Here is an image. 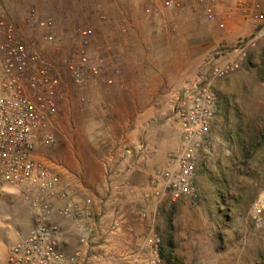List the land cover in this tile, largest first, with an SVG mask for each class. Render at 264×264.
<instances>
[{
	"label": "built area",
	"instance_id": "obj_1",
	"mask_svg": "<svg viewBox=\"0 0 264 264\" xmlns=\"http://www.w3.org/2000/svg\"><path fill=\"white\" fill-rule=\"evenodd\" d=\"M142 10L148 17L169 10L197 16L220 32L237 20L264 28V0H150ZM70 23L69 14L54 10L49 1L30 6L18 22L14 8L0 0V200L16 189L34 216L33 227L11 246L7 264H91L90 254L99 235L93 226L102 215L93 211L94 196L81 197L75 188L62 187L58 164L41 157L58 145L61 111L71 99L89 109L93 104L88 90L124 88L117 83L121 72L111 58V48L114 34H129L132 22L126 16L99 11L94 26L62 27ZM257 35L261 36L260 31ZM254 41L241 40L234 53L210 62L208 78H198L178 91L172 119L180 131V142L169 151L162 169L148 180L140 210L143 221L156 218L155 207L165 196L173 201L200 198L201 159L223 112L214 84L241 68ZM145 49L151 52L152 45L148 43ZM121 152L124 162L133 149L122 146ZM115 172L113 162L105 164V188L110 193ZM60 220L79 231L72 252L62 247ZM146 242V264H168L161 254L159 234L151 231Z\"/></svg>",
	"mask_w": 264,
	"mask_h": 264
},
{
	"label": "rangeland",
	"instance_id": "obj_2",
	"mask_svg": "<svg viewBox=\"0 0 264 264\" xmlns=\"http://www.w3.org/2000/svg\"><path fill=\"white\" fill-rule=\"evenodd\" d=\"M40 1L52 0H4L14 8L18 22L30 6ZM148 2L95 0L93 5L96 13L104 11L113 16L104 7L112 3L121 12L119 15L131 20L126 11L130 7L144 9ZM150 19L155 20L156 28L170 21L178 37L175 56L183 68L178 91L198 78H208L210 62L234 53L241 40L255 41L247 48L241 68L214 84L223 112L201 159L197 179L200 198L173 201L165 196L155 207L156 218L150 221L140 218L143 203L135 202L128 211L132 232H100L90 254L91 264H146V238L151 231L162 238L161 254L168 264H264V28L237 20L232 22L233 28L230 24L226 32H220L202 18L172 10ZM95 22L96 15L74 16L70 25L62 27L94 26ZM259 31L261 36L257 35ZM154 47L152 44L148 53ZM81 110L78 104L72 123L62 124L58 146L66 148L73 135L82 143L85 157L94 162L106 146L97 141L96 147L89 134L99 132L101 127L106 134L108 126L94 127ZM162 167H155L150 177ZM103 174L105 177V168ZM20 218L33 222L31 210L18 190L12 189L0 200V264L11 246L27 233L19 230ZM71 240L77 243L78 234L74 233ZM65 245L70 248L71 244Z\"/></svg>",
	"mask_w": 264,
	"mask_h": 264
},
{
	"label": "crops",
	"instance_id": "obj_3",
	"mask_svg": "<svg viewBox=\"0 0 264 264\" xmlns=\"http://www.w3.org/2000/svg\"><path fill=\"white\" fill-rule=\"evenodd\" d=\"M52 1V8L68 13L71 21L74 16L96 15L95 0ZM104 7L113 16L121 13L112 3ZM128 10L132 29L127 35L115 33L111 48V58L121 72L117 83H122L124 88L114 85L88 90L86 95L93 105L88 111H80L94 127L108 126L106 134L102 132L104 127L99 132L89 134L90 139L96 141V147L97 141L103 142L106 147L101 150L98 159L97 155L94 157L96 161L90 162L82 151V143L79 144L77 138L71 135L66 148L57 145L45 151L41 157L58 164L56 167L62 175V187L75 188L81 197L94 196L93 211L102 218L93 226V231L99 233L132 232L129 207L137 201L143 203L142 194L148 189V177L155 167L164 166L167 154L176 149L180 142V131L172 119L178 78L182 79L183 76L182 64L177 62L179 59L175 56L178 37L172 32L170 21L156 28L155 20L150 19L142 9L130 7ZM231 25L230 28H233ZM229 39L233 40L231 34ZM148 43L155 44L152 53L145 49ZM77 106L75 98L66 104L61 111L62 124L72 123ZM122 146L133 149V154L124 162H121ZM111 162L116 165V172L110 193L105 188L102 170L106 163ZM130 190L134 192L130 193ZM33 222L29 224L27 220L18 219L19 230L28 233ZM60 222L64 230L62 247L72 252L78 242L72 243L71 236L74 233L79 236V231L69 222ZM67 242L71 244L70 248L65 247ZM7 259L8 256L2 264H7Z\"/></svg>",
	"mask_w": 264,
	"mask_h": 264
}]
</instances>
